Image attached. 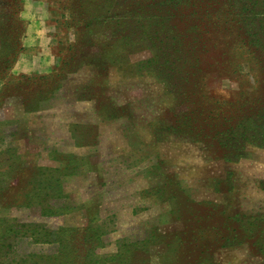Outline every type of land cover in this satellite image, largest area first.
<instances>
[{
  "label": "rangeland",
  "instance_id": "obj_1",
  "mask_svg": "<svg viewBox=\"0 0 264 264\" xmlns=\"http://www.w3.org/2000/svg\"><path fill=\"white\" fill-rule=\"evenodd\" d=\"M0 264H264V0H0Z\"/></svg>",
  "mask_w": 264,
  "mask_h": 264
},
{
  "label": "trees",
  "instance_id": "obj_2",
  "mask_svg": "<svg viewBox=\"0 0 264 264\" xmlns=\"http://www.w3.org/2000/svg\"><path fill=\"white\" fill-rule=\"evenodd\" d=\"M22 228V227H21ZM15 232H17V233H20V230L18 229V230H15ZM25 234L27 233V232H24ZM24 234V235H25Z\"/></svg>",
  "mask_w": 264,
  "mask_h": 264
}]
</instances>
